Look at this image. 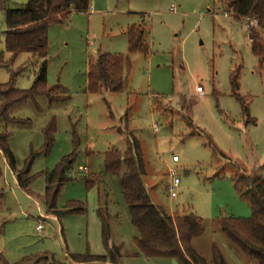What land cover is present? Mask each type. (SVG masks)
I'll use <instances>...</instances> for the list:
<instances>
[{"label": "rangeland", "instance_id": "374dc122", "mask_svg": "<svg viewBox=\"0 0 264 264\" xmlns=\"http://www.w3.org/2000/svg\"><path fill=\"white\" fill-rule=\"evenodd\" d=\"M28 1L0 0V54L8 63L0 67V84L13 80L22 91L32 88L42 60L22 54L11 63L5 14ZM226 10L221 0H91L88 13L49 28L48 88H65L57 94L70 100L50 105L37 97L9 112L25 121L7 125L17 171L32 151L42 149L53 118L57 131L50 154L37 157L31 167L28 194L18 187L0 149V264H75L73 256H107L113 246L121 247L119 264H177L140 253L121 180L106 173L105 153H124L134 141L153 204L170 216L201 219L205 232L193 240L194 250L207 262L216 246L227 264H257L221 228L223 218L252 216L234 180L243 175L264 179V63L261 68L252 53L244 21L225 17ZM139 25L147 28L149 50L129 56L126 33ZM105 53L129 56L124 89L90 95L89 66ZM238 70V94L249 116L231 84ZM199 86L203 94L196 92ZM1 127L0 120L2 132ZM73 153V181L56 200L60 215L51 218L44 201L45 173ZM171 172L181 182L176 198L169 194ZM91 176L93 187L85 180ZM74 208L83 211L69 212ZM100 210L109 224L108 244Z\"/></svg>", "mask_w": 264, "mask_h": 264}, {"label": "trees", "instance_id": "16d2710c", "mask_svg": "<svg viewBox=\"0 0 264 264\" xmlns=\"http://www.w3.org/2000/svg\"><path fill=\"white\" fill-rule=\"evenodd\" d=\"M227 14L235 21L256 22V28H250L252 53L264 63V0H221ZM91 0H29L20 9L9 10L5 14L6 50L12 55L11 63L22 55L28 54L38 57L40 63L39 74L31 89L22 91L15 88L14 81L0 84V120L3 122L0 131V149L16 175L19 187L28 194V188L33 177H29L34 161L40 155L48 156L55 145L57 131L56 120L44 130V146L39 152H31L22 170H16V162L9 146L10 134L7 125H16L25 121L17 120L10 115V110L19 104L37 97L47 98L50 105L69 101L70 98L57 94V90L67 91L65 88H48L47 72L49 54V28L61 24L74 14L88 13ZM147 28L145 25L131 27L126 36L128 38V55L138 53L147 54ZM129 56L99 54L97 60L91 63L87 74V91L90 95L103 92L120 93L124 89V78L130 69ZM0 54V67H7ZM240 70L231 75V84L235 96L240 100L244 114L249 116L245 101L238 94ZM14 78V77H13ZM76 154L63 157L56 168L45 173L46 189L44 201L47 215L59 216L55 209L56 200L62 188L72 182L71 170ZM104 166L107 174L121 180L123 197L128 206L131 222L138 236L135 245L142 255L148 259H172L177 264H227L216 246L212 248V260L207 262L192 247L194 239L204 235V226L196 215L175 214L168 215L162 208L155 206L144 186L145 172L142 168L140 146L134 141L124 153L113 150L105 153ZM95 176L86 180L89 187L95 186ZM235 189L251 210V218L241 219L228 217L221 219L222 231L245 256L253 259L257 264H264V179L251 175H243L234 180ZM72 205L70 207H75ZM81 212L83 209L74 208L69 212ZM104 224V239L110 240L107 217L99 211ZM121 247L113 246L107 256H73L75 264L93 262H109L119 264Z\"/></svg>", "mask_w": 264, "mask_h": 264}, {"label": "built area", "instance_id": "2783aa9c", "mask_svg": "<svg viewBox=\"0 0 264 264\" xmlns=\"http://www.w3.org/2000/svg\"><path fill=\"white\" fill-rule=\"evenodd\" d=\"M172 11H174V10H172ZM225 17L229 18L230 16L228 14H225ZM243 23L246 25V27L248 29L257 27L256 22L244 21ZM196 92L198 94H203L204 93V89L201 86H199V87L196 88ZM172 160H173V163H175V164H178L180 162L179 158L176 157V156H174ZM171 180H172V182H171V188L169 190V194H170L171 198H176L177 197V189H178V187H179V185L181 183L180 179L178 178V176L176 174V172H171ZM37 229L41 230L42 227L39 225Z\"/></svg>", "mask_w": 264, "mask_h": 264}, {"label": "crops", "instance_id": "0c3cea01", "mask_svg": "<svg viewBox=\"0 0 264 264\" xmlns=\"http://www.w3.org/2000/svg\"><path fill=\"white\" fill-rule=\"evenodd\" d=\"M86 169V168H85ZM14 176H15V178H16V175L14 174ZM16 181H17V178H16ZM17 185H18V181H17ZM18 187H19V185H18ZM20 188V187H19ZM21 189V188H20ZM22 190V189H21ZM23 191V190H22ZM49 217H51V218H56L55 216H49Z\"/></svg>", "mask_w": 264, "mask_h": 264}]
</instances>
